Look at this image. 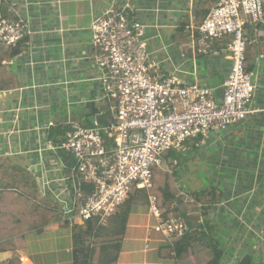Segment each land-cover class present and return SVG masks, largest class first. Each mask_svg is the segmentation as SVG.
<instances>
[{
    "label": "crops",
    "instance_id": "crops-1",
    "mask_svg": "<svg viewBox=\"0 0 264 264\" xmlns=\"http://www.w3.org/2000/svg\"><path fill=\"white\" fill-rule=\"evenodd\" d=\"M207 1L213 2L203 0L202 4ZM126 2L145 26L152 58L168 72L181 66L182 78L193 81L188 75L193 71L191 59H182L188 49L185 28L190 20L201 22L213 7L199 11V0H0V17L23 18L31 31L16 48L0 47V158L6 157L12 165L34 174L38 183L41 174L55 167L57 159L63 160L59 152L51 154L45 149L49 142H61L71 123L78 124L71 112L78 110L86 124L90 113L85 104L95 102L98 108L95 100L101 94L91 58L96 53L91 46L92 19L111 7L120 11ZM183 39L186 42L177 45ZM222 49L220 46L215 53L195 57V77L216 89L217 101L230 67ZM165 58L172 66L163 63ZM249 66L256 86L255 113L227 132L210 134L199 154L192 157L193 167L198 159L210 187L221 192L220 201L208 210L207 217L225 250L223 264H235L244 256H250L252 264H264V45ZM48 122L55 125L42 130ZM61 128L63 134H59ZM60 177L70 175L52 172L44 194L39 185L41 196L60 208L55 217L27 219L23 228L3 220L0 243L10 244L0 248V263L20 264V258H25L30 264H93L97 248L118 246L117 251L108 250L98 263L175 264L169 252L172 239L149 234L158 220L149 212L145 191L134 190L107 224H98L94 233L77 234L73 224L84 223L73 220V212L66 214L70 208L66 191H70L71 183L52 182ZM178 186L194 192L180 180ZM165 203L173 205L165 211ZM175 205V199L166 195L157 199L163 218L175 214ZM65 222L68 226H63ZM113 257L116 260L112 263Z\"/></svg>",
    "mask_w": 264,
    "mask_h": 264
},
{
    "label": "built area",
    "instance_id": "built-area-1",
    "mask_svg": "<svg viewBox=\"0 0 264 264\" xmlns=\"http://www.w3.org/2000/svg\"><path fill=\"white\" fill-rule=\"evenodd\" d=\"M212 1L214 5L204 19L196 24L190 20L185 28L193 64L188 75L193 81L182 78L181 66L168 72L152 58L145 26L137 21L129 2L120 11L111 7L92 19L91 46L96 53L91 58L101 94L95 101L102 121L94 120L88 127L71 123L61 143L49 142L45 149L51 154L62 151L73 162L70 177L52 179L60 185L65 180L71 183L70 191H66L70 198L66 214H72L81 197L77 177L93 186L73 220L83 224L96 219L105 225L134 190H141L147 193L149 212L158 220L149 229L150 235L161 234L171 240L190 232L175 214L162 217L157 197L150 193L154 187L152 171L175 166L169 155L190 140L202 138L204 144L210 134L227 132L255 113L256 86L252 73L245 71V51L264 37L263 0ZM30 35L25 19L0 18V47L16 48ZM218 41L230 62L220 101L214 97L215 88L195 77V57L215 53ZM163 63L172 66L169 58ZM54 125L48 122L41 129ZM55 163L41 174L43 194L51 182L48 175L68 168L64 160ZM187 194L184 191L182 196L185 202ZM20 264L30 263L20 258Z\"/></svg>",
    "mask_w": 264,
    "mask_h": 264
},
{
    "label": "trees",
    "instance_id": "trees-1",
    "mask_svg": "<svg viewBox=\"0 0 264 264\" xmlns=\"http://www.w3.org/2000/svg\"><path fill=\"white\" fill-rule=\"evenodd\" d=\"M199 0V11L205 10L214 5L213 2H205ZM264 9V0H263ZM1 18V17H0ZM264 45V37L261 38L258 44L248 46L245 51V71L249 72L250 66H253L255 58L260 53V48ZM222 42L218 41L214 44V50L220 49ZM230 70V67H229ZM229 73V72H228ZM6 82H4L5 84ZM1 88V87H0ZM108 118L105 117L104 121ZM87 125V123H86ZM67 130V129H66ZM64 133V128H61L59 134ZM56 137V136H55ZM202 138L190 140L187 147L191 148V155H197L202 149ZM58 142L57 144H60ZM60 156L67 164V170L64 171L66 175L71 174L72 160L66 156L62 151H59ZM167 156V155H166ZM174 166H171L173 168ZM154 188L152 194L157 196V199L163 195L167 198L175 199V207L173 212L175 215L185 221L190 229V232L180 238L172 239V246L169 250L172 253V258L175 259V264H223L225 250L216 240L213 232L215 226L211 219L207 217V212L213 205L220 201L221 192L214 187L207 186L204 189L196 190L188 195V201H183L182 196L184 190L177 187L179 178L176 172L170 174L163 170L153 169ZM77 184L81 189V197L73 211L77 214L80 207L84 204L86 198L92 192V184L81 179L79 176L76 179ZM35 180L31 173L24 168L12 165L8 158H0V228L4 227L3 220L12 221L16 228L24 225L25 221L46 219L57 215L60 210L54 204L45 200L41 193L39 194ZM190 213V214H189ZM196 214V215H195ZM170 213L167 218L170 217ZM12 219V220H10ZM28 223H31L28 221ZM31 225H34L33 223ZM63 225L68 226L67 222ZM22 227V226H21ZM24 227V226H23ZM22 227V228H23ZM98 227V221L91 219L79 226L77 223L73 224V231L79 233L80 231H88L94 233ZM0 230V231H1ZM80 234V233H79ZM14 240L11 241V243ZM10 244V242H1L0 248ZM114 248L118 250V246H103L96 249L93 264H99L102 261L103 255H106L108 250ZM116 257H113L112 263L115 262ZM250 256H244L235 264H252ZM99 261V263H98ZM0 264H16L15 261Z\"/></svg>",
    "mask_w": 264,
    "mask_h": 264
},
{
    "label": "rangeland",
    "instance_id": "rangeland-1",
    "mask_svg": "<svg viewBox=\"0 0 264 264\" xmlns=\"http://www.w3.org/2000/svg\"><path fill=\"white\" fill-rule=\"evenodd\" d=\"M184 42H186V39L180 40V42H178L177 45H180L181 43H184ZM187 46H188V41H187ZM185 57L186 58L190 57L189 59H192V54H191L189 47H188V49L185 48V52L182 53V59H184ZM93 67H94V65H93ZM93 69L97 73L96 68L94 67ZM104 104L107 107L109 106V104L106 101H104ZM71 113L73 115H75L73 117L76 119V122H78L79 125L87 126L85 124V122L83 121L84 119H83L81 113L78 110H73ZM207 138H206V140H207ZM192 157H193V155H191V148L190 147L184 146L179 150H174L172 152V156L170 158L173 159V162H175L176 165L173 168L167 166L164 169H165V172L170 171L169 172L170 174L175 173V171H176L177 176L175 177V179L179 178L181 183H183V185L185 187H187L190 191H196V190L200 189L201 186L202 187L210 186L211 181L206 178L207 173L204 172L205 169L201 168L202 164L198 159H195V168L193 167L194 162H193ZM59 160H61V158ZM154 169L160 170L159 168H154ZM31 175L33 176L35 183H36V186H37V189L39 190L40 181L38 183V181H36L35 175L34 174H31ZM177 187H179V186L177 185ZM150 192L152 193L153 190H151ZM172 205H173V203H165L163 209L166 211L168 209V206H172ZM61 219L62 218H60V220ZM77 234H79V233H77Z\"/></svg>",
    "mask_w": 264,
    "mask_h": 264
},
{
    "label": "water",
    "instance_id": "water-1",
    "mask_svg": "<svg viewBox=\"0 0 264 264\" xmlns=\"http://www.w3.org/2000/svg\"><path fill=\"white\" fill-rule=\"evenodd\" d=\"M85 107L89 110L90 115L87 117V123L89 125L94 124V120L97 121V123H101L102 117L98 115V108L96 107L95 102H87L85 104Z\"/></svg>",
    "mask_w": 264,
    "mask_h": 264
}]
</instances>
